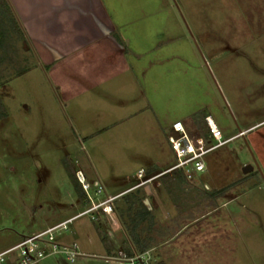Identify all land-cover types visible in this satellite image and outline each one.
Segmentation results:
<instances>
[{
  "label": "rangeland",
  "instance_id": "1",
  "mask_svg": "<svg viewBox=\"0 0 264 264\" xmlns=\"http://www.w3.org/2000/svg\"><path fill=\"white\" fill-rule=\"evenodd\" d=\"M91 1L94 23L72 29L95 36L67 53L42 40L66 26L0 15V250L87 207L82 173L90 194L101 183L97 202L134 185L138 167L168 166L171 122L198 136L209 113L233 137L195 184L158 176L148 187L167 197L148 212L143 187L126 191L113 236L105 213L80 215L55 239L84 257L58 250L31 264H119L104 261L103 236L111 250L153 246V264L158 250L164 264H264V0Z\"/></svg>",
  "mask_w": 264,
  "mask_h": 264
},
{
  "label": "built area",
  "instance_id": "2",
  "mask_svg": "<svg viewBox=\"0 0 264 264\" xmlns=\"http://www.w3.org/2000/svg\"><path fill=\"white\" fill-rule=\"evenodd\" d=\"M203 120L207 127V132L206 135L198 136L190 134L181 121H173L171 123V130L167 135V141L173 153L171 164L150 175H145V171L139 168L136 171L137 182L124 191L117 194H105L100 200L94 202L93 197H99L97 195L104 191L101 183L95 180L93 194H90L87 192L90 187L89 182L84 177L82 179L78 178L87 196L89 205L74 215L48 225L41 230L24 235L16 243L1 249L0 264H31L48 253L58 250L67 259L73 261L77 257L84 256V252L80 250L79 244L74 240L60 243L56 241L55 236L60 230L67 229V224L74 218L84 214L91 215L92 212L97 210L112 218V203L117 196L131 189L138 187L145 188L148 186V183L163 174H176L183 178L184 181L192 183L207 169L205 156L233 137L223 138L221 130L209 113L203 116ZM104 257L123 264H153L154 262L148 250L128 254L124 250L119 249L115 253L104 255Z\"/></svg>",
  "mask_w": 264,
  "mask_h": 264
},
{
  "label": "crops",
  "instance_id": "3",
  "mask_svg": "<svg viewBox=\"0 0 264 264\" xmlns=\"http://www.w3.org/2000/svg\"><path fill=\"white\" fill-rule=\"evenodd\" d=\"M6 1L9 4V7L12 13L14 14V16L19 20L20 24L29 25V26L30 25L31 26H46V27L47 26H61V27L66 26L69 30L64 29V30H67V32L65 33L59 32V33L52 35L51 30H44L43 39H42L45 42L53 43L54 45L52 46L56 47L58 50H60L63 53H67L73 49L81 47L82 46L81 42H87V40L89 42L90 39H92L95 36V35H92L91 33L89 34L86 32L77 34L75 33V30L72 29L73 26L80 25V26L86 27L94 23L93 22L94 19L92 18V12L93 10H95L94 9L95 5H93L94 2L92 1L90 2V0H6ZM83 14L85 15V17L83 16ZM176 120L181 121V123L184 125V122L182 121L181 118L175 119L173 121H176ZM170 128H171V125H170ZM156 165L160 166L161 164L160 162L156 161ZM140 167H138L137 169H139ZM145 167H148V168L155 167L156 168V166L150 163ZM82 176L86 178V173H82ZM191 184H195V183L193 182ZM121 191H124V190H121ZM144 191L146 192V194H148L147 197L143 199V203L146 206L147 211L153 210L156 208L157 209L161 208V205L167 196H163L159 194L157 192V189L155 190L154 188L152 189L151 187H148V186L147 188L146 187L144 188ZM119 192L107 193V194H117ZM124 193L120 194L119 196L123 195ZM145 200H147V204L144 202ZM112 220L114 223L112 222ZM112 220L110 222L111 228L107 232L109 236H113V232H115L116 228L118 227V224H116V221L114 220L113 217H112ZM180 229H182V227L176 230V232H174V235L178 234ZM112 249L114 250H110L109 252H106L105 250L103 251L104 254L102 256L105 262L110 261L112 263H118L116 261H112L110 259L105 258L104 255L115 253L119 249L124 250L128 254L148 250L151 256L154 254V257H156L155 252H154L155 248L153 246L146 247V248H140V249H137L132 246L130 250H127L125 248L118 247V245L116 244V245H112ZM160 252L161 251L158 250L156 251V254L157 256H159V259L163 260L164 262L165 253L161 254ZM80 257H84V256H80Z\"/></svg>",
  "mask_w": 264,
  "mask_h": 264
},
{
  "label": "trees",
  "instance_id": "4",
  "mask_svg": "<svg viewBox=\"0 0 264 264\" xmlns=\"http://www.w3.org/2000/svg\"><path fill=\"white\" fill-rule=\"evenodd\" d=\"M2 12H3L4 14H7V15H8V17L10 18L9 20L12 19V11H11V9H10V7H9V4L7 3L6 0H0V15H1ZM12 22H13V20H12ZM0 26L3 27V26H4L3 23H0ZM3 29H5V26L3 27ZM3 37L5 38V36L0 35V45H2V43H3V41H4V40H3ZM194 117H195V116H194ZM198 122H199L198 125H199V131H200V133H201L202 135H206L207 127H206L205 122H204V120H203V115H202V114H201V118H200V120H199ZM73 177H74V174H73ZM76 184H77V185H75L76 188L79 189V185H78L77 182H76ZM79 199H80V202H81L82 204L86 203L87 200H88L86 194H85L84 192H82V191L79 192ZM143 208H146V206L143 205ZM144 210H145L146 212H148L147 209H144ZM141 216H142V215H141ZM102 241H103L104 244H105L104 248H105L106 252H109V251L111 250V248H110V246H108V244L106 243V238H105V236L102 237ZM155 264H164V263L160 261V262H157V263H155Z\"/></svg>",
  "mask_w": 264,
  "mask_h": 264
},
{
  "label": "water",
  "instance_id": "5",
  "mask_svg": "<svg viewBox=\"0 0 264 264\" xmlns=\"http://www.w3.org/2000/svg\"><path fill=\"white\" fill-rule=\"evenodd\" d=\"M239 134H243L241 129H239ZM254 165L256 166V168H259L255 161H254ZM252 169H253V164H251V163H246L241 168L243 173H247V172L251 171ZM144 202L147 204V200H145Z\"/></svg>",
  "mask_w": 264,
  "mask_h": 264
}]
</instances>
